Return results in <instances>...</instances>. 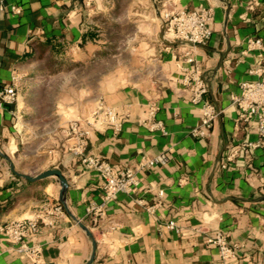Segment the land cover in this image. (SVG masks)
I'll list each match as a JSON object with an SVG mask.
<instances>
[{
    "label": "crops",
    "instance_id": "0c3cea01",
    "mask_svg": "<svg viewBox=\"0 0 264 264\" xmlns=\"http://www.w3.org/2000/svg\"><path fill=\"white\" fill-rule=\"evenodd\" d=\"M14 7L18 13H12ZM166 10H210V38L195 47L164 43ZM257 39L260 46L250 44ZM187 50L206 84L204 99L220 112L204 138L192 134L201 103L190 102L191 89L184 84ZM47 62L60 69L33 78ZM13 74L20 77L17 101L0 107V151L29 176L61 171L68 182V211L95 240L92 264H264V137L256 121H243L231 105L242 82L264 78V0H5L0 89ZM40 80L50 88L65 85L73 94L55 100L52 114L59 119L47 131L74 126L76 132L69 147L55 143V150L40 154L31 172L35 160L21 156L22 134L37 131L28 86ZM77 83L79 96L87 99L79 114ZM153 105L157 112L151 120ZM99 107L115 112L117 128L87 122ZM154 121L163 124L165 134L148 127ZM78 132L84 134L83 156L118 172L136 169L143 159L166 161L138 171L130 193L103 204L102 179L75 153ZM59 190L54 177L36 183L15 177L0 157L1 222L61 206ZM61 208L53 224L41 225L28 242L40 246L35 261L0 234V264H84L90 241ZM218 233L238 248L234 259L221 260L207 243Z\"/></svg>",
    "mask_w": 264,
    "mask_h": 264
},
{
    "label": "built area",
    "instance_id": "2783aa9c",
    "mask_svg": "<svg viewBox=\"0 0 264 264\" xmlns=\"http://www.w3.org/2000/svg\"><path fill=\"white\" fill-rule=\"evenodd\" d=\"M5 0H0L3 3ZM12 13H18L19 8H11ZM212 13L210 10L187 11V10H166L161 15L162 26H164V38L169 42H178L189 47L201 46L211 36L212 32L207 25L211 20ZM256 46H260L261 40L250 42ZM187 57L185 60L190 67L184 70V84L191 89L190 102L192 104H200L201 119L199 125L192 130V134L196 137L204 138L208 131L213 127L214 121L220 115L208 101L204 99L207 94L206 84L200 76V69L195 64L194 59L190 57V50L185 51ZM19 75L13 74L9 83L0 89V107L4 104H15L17 101V88L19 83ZM240 93L231 96V105L239 109L243 114V121H256L258 125V133L264 137V78L253 82H242L239 86ZM157 107L152 106L149 109V118L155 117ZM87 122L95 128L102 127L104 124H112L118 127L115 112L105 109H94L87 119ZM151 130L158 129L165 134V128L160 121H154L148 126ZM72 131H75L73 126ZM83 133H77L76 154L82 157L81 164L95 171L103 181L102 200L103 204L116 200L121 193H130L137 186L136 174L138 171L150 168L159 162L165 163L163 156L154 158V160L143 159L138 162L136 169H123L116 171L109 163L99 159L83 156L81 142ZM60 205L53 206L45 212H39L30 219L0 221V234L12 243L18 245V251L23 252L29 259L35 261L38 259L41 250L39 244L29 245V241L33 240L40 229L41 225L51 226L54 222V215L61 213ZM88 212L98 213L99 210L89 208ZM207 243L215 246L218 250L221 260H231L236 257L237 247L229 245L226 238L218 233L208 238Z\"/></svg>",
    "mask_w": 264,
    "mask_h": 264
},
{
    "label": "rangeland",
    "instance_id": "374dc122",
    "mask_svg": "<svg viewBox=\"0 0 264 264\" xmlns=\"http://www.w3.org/2000/svg\"><path fill=\"white\" fill-rule=\"evenodd\" d=\"M140 37V36H137ZM50 64L47 62V66L43 70H38L33 76V78H48L53 72L59 70V67L49 66ZM65 72V71H63ZM65 74V73H64ZM32 78V79H33ZM39 85H30L28 86L29 93L32 96V101H34L35 106L37 107L34 111V118L31 120L32 123L37 124V131L31 134H22L25 140V145L23 146V153L21 156L27 157L29 159H34L35 161L31 163L28 169L33 172L37 169V162L40 159V154H48L55 150L53 147L55 143H61V145H65L69 147L70 138L73 136V131L70 126L63 127L60 126L56 128V130L47 131V127L52 123L58 121V117L54 116L52 113L54 109V102L57 99L67 100L68 96H72L68 92L65 85L60 84L57 88L54 85L50 88L51 85L48 83H44V81L40 80ZM76 98L75 105L77 108V114L84 108L85 102L87 99H83L82 96H79L78 92L80 91V84L76 85ZM56 87V88H55ZM61 113L64 111L63 107L59 109ZM81 113V112H80ZM63 115V114H62ZM78 118L82 117L81 115L76 116ZM62 119H66L62 116ZM63 121V120H62Z\"/></svg>",
    "mask_w": 264,
    "mask_h": 264
},
{
    "label": "water",
    "instance_id": "95a60500",
    "mask_svg": "<svg viewBox=\"0 0 264 264\" xmlns=\"http://www.w3.org/2000/svg\"><path fill=\"white\" fill-rule=\"evenodd\" d=\"M162 24H163V22H162ZM163 33H164V26H163V29H162V33L160 35V38H161V40L164 43H166V44L167 43L168 44H182V43H178V42H169L168 40H165L163 38ZM219 116H218V118H219ZM0 157H2L7 162L11 173L15 177L22 178L23 180H25L28 183H36V181H41V180L46 179V178H53L54 177L56 179V181L59 183V186H60V190H59V193H58V199H59V202H60L61 206L64 208V210L67 213V215H69L70 217H72L74 219V221L77 223L78 227L82 230V232L85 233V235L87 236V238L90 241L91 253L89 255L88 260H86L84 262V264H92L94 259H95V256H96V243H95V240L93 238L92 233L86 228V226H84L73 215H70V213L68 211V207H67V203H66V199H65L66 191H67V188H68V182H66V180L63 177L61 171L59 169H57V168H52V170H46L44 172L36 174V176H29V175H26V174L21 173L19 171L17 172L16 169H15V166L12 164L10 158L6 154H4L2 151H0Z\"/></svg>",
    "mask_w": 264,
    "mask_h": 264
}]
</instances>
